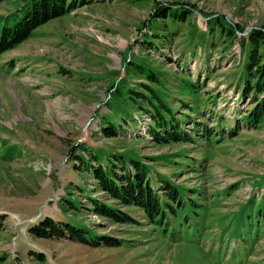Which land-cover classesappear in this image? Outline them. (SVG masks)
Here are the masks:
<instances>
[{
  "label": "rangeland",
  "instance_id": "374dc122",
  "mask_svg": "<svg viewBox=\"0 0 264 264\" xmlns=\"http://www.w3.org/2000/svg\"><path fill=\"white\" fill-rule=\"evenodd\" d=\"M18 3L0 0V16ZM162 7L193 14L174 23L155 16ZM213 17L247 32L264 27V0H90L0 55V264H42L36 254L52 264H264V217H254L264 198V120H242L253 104L238 83L240 33H209ZM117 91L143 108L159 96L193 142H154L150 116ZM106 121L116 137L104 136ZM82 147L105 162L140 158L153 168L154 189L158 175L185 188V208L166 228L135 207L119 208L131 225L95 216L85 196L105 197L74 167ZM44 217L122 246L30 236Z\"/></svg>",
  "mask_w": 264,
  "mask_h": 264
},
{
  "label": "trees",
  "instance_id": "16d2710c",
  "mask_svg": "<svg viewBox=\"0 0 264 264\" xmlns=\"http://www.w3.org/2000/svg\"><path fill=\"white\" fill-rule=\"evenodd\" d=\"M88 4H90V0H19V3L9 13L0 16V55L14 49L30 38L36 29L49 21L67 15ZM157 10L155 15L157 18L170 19L174 23H184L193 14V9L190 7L180 9L162 7ZM207 25L209 33H213L214 27H216L221 35L231 39L237 38V34L240 33L239 42L246 56L238 83L241 84V99H249L250 103L253 104L252 109L242 116V120L247 126L256 127L264 120V27L254 28L246 32L238 25H232L217 17L209 18ZM156 36L155 39L161 38ZM149 46L151 45L149 44ZM130 65L132 67L133 64ZM138 66L144 72L142 65ZM148 71L151 73L148 72L147 77L152 79L154 72L150 69ZM157 78L156 75L154 79L157 80ZM189 85L197 87L192 84ZM117 94L121 99H126L124 98L126 94L128 95L127 98L133 99L127 92L117 91ZM138 96L135 97L139 98ZM154 98L156 103L150 97L147 98L151 108H143L142 105H138L137 99H133L136 102L135 105L143 108L139 110H143L150 116L153 125L150 126L149 133L152 140L159 144L193 142L190 133L180 127L174 111L167 107L159 96L154 95ZM106 122L109 125L103 129L104 136L116 137L115 125L109 121ZM206 131L205 128L204 132ZM196 136H200V134ZM208 136L209 134H206L205 137ZM82 150L85 152L84 155L74 156L76 160L74 167L91 175L96 182L97 189L105 197L104 200H99L90 195L85 196L90 205L88 210L95 216L114 224L131 225L135 224L134 219L119 208L135 207L145 214L150 224L166 228L169 216H176L178 209L185 208L186 203L183 199L185 188L182 185H175L162 175H158L156 178L159 185L157 190L154 189L152 186L153 168L140 158L134 155L114 154L113 156L110 155L105 162L85 147H82ZM109 201H113L114 204H109ZM67 203L69 208L75 211L79 210V206L77 207L73 201L68 200ZM256 209L254 217L259 222L264 217V198L263 203L257 205ZM3 228V218L0 217V233ZM27 232L30 236L44 240L67 239L93 247L100 245L106 247L122 246V240L98 235L94 231L76 227L69 222L55 220L51 217H44L39 222L34 223ZM36 258L42 264H52L46 262L41 254H36Z\"/></svg>",
  "mask_w": 264,
  "mask_h": 264
},
{
  "label": "water",
  "instance_id": "95a60500",
  "mask_svg": "<svg viewBox=\"0 0 264 264\" xmlns=\"http://www.w3.org/2000/svg\"><path fill=\"white\" fill-rule=\"evenodd\" d=\"M247 32V31H246ZM246 34V33H245Z\"/></svg>",
  "mask_w": 264,
  "mask_h": 264
}]
</instances>
